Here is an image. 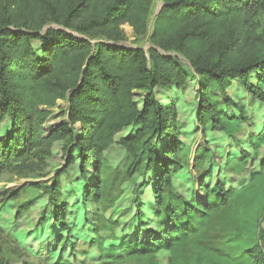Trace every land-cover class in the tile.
<instances>
[{"label":"trees","instance_id":"obj_1","mask_svg":"<svg viewBox=\"0 0 264 264\" xmlns=\"http://www.w3.org/2000/svg\"><path fill=\"white\" fill-rule=\"evenodd\" d=\"M161 2L151 24L155 0H0V129L8 123L0 137V182L6 174L39 177L52 158V148L61 146L65 166L51 185H33L49 196L38 226L52 208V228L65 230L56 238L59 251L52 264L77 262L65 257L66 250L74 255L76 246L69 221L74 207L58 199L62 173L78 162L85 222L92 206L102 213L114 209L124 193L114 177L119 168L107 160L115 144L129 157L121 174L126 181L142 178L134 195L139 197L142 187L149 189L153 213L139 197L134 218L122 227L113 216L97 219L96 233L105 228L109 233L95 243L96 260L159 264L161 250L174 256L188 253L194 259L199 250L208 258L223 254L242 226L241 239L253 227L254 243L233 263L264 264V159L262 170L240 190H227L218 182L210 194L201 184L206 203L182 195L174 187V177L188 164L189 150L179 143L175 108L161 105L154 93L157 88L187 87L193 71L198 79L196 121L202 129L231 136V124L248 123L244 105L232 101L227 90L231 79H237L264 103V0ZM48 24L61 29H46ZM150 24V42L156 48L147 52L105 43L125 40L123 25H129L136 38L145 37ZM34 42L41 45L40 52ZM167 53L183 57L191 69ZM136 93L143 94L142 108L134 101ZM60 101L68 104V122L47 132L45 125ZM226 108L236 110L237 118L229 117ZM126 130L132 133L116 141ZM163 138L166 142L157 150ZM245 162L228 158L226 165L234 169ZM20 192L10 198L18 199ZM32 204L19 205L15 217L23 216ZM0 264H10L1 249Z\"/></svg>","mask_w":264,"mask_h":264},{"label":"rangeland","instance_id":"obj_2","mask_svg":"<svg viewBox=\"0 0 264 264\" xmlns=\"http://www.w3.org/2000/svg\"><path fill=\"white\" fill-rule=\"evenodd\" d=\"M161 7V0H155L151 24ZM151 24L148 34L139 39L134 36L133 29L129 25H123L122 30L126 37L125 40L119 42L105 41V43L120 47L140 48L147 52L152 48H156L150 42ZM48 28L61 29L54 24H48L46 29ZM69 33L77 38L88 40V38L71 31ZM101 41L103 40H91L93 44ZM33 45L37 52L41 51V45L38 42H34ZM167 54L178 57L184 65L191 69L190 64L183 57L175 53ZM197 81V77L191 71L187 87L173 88L167 91L157 88L154 93L161 105L175 108L178 127L181 128L179 143L181 147L189 150L188 164L182 165L178 170L174 177V187L182 195L186 197L193 195L201 202L206 203L208 198L204 189L200 186L201 184L210 194L214 193L218 182L227 190H240L250 183L254 174L262 170L261 162L264 159V103L248 94L239 80L231 79V86L227 90V94L232 101L244 105L249 122L245 124L234 122L231 124L229 126V130L232 132L231 136L210 127L205 131L196 121L199 102ZM253 83L255 84L254 80ZM213 90L219 95L217 88L214 87ZM134 101L142 108L143 94L136 93ZM67 107V102L60 101L58 103L57 108L53 110V115L45 125L47 132L64 122H68L65 114ZM225 111L229 117L237 118L236 110L226 108ZM7 129L8 123H4L0 129V137L5 135ZM131 133V130L124 131L117 136L116 141L129 136ZM165 142V138L158 141L156 144L157 150ZM63 156L61 146L56 144L52 148V158L48 160L45 171L38 174L39 177L31 175L19 178L6 174L1 179L0 249L3 250V254L10 264H52L58 255L59 246L56 244V238L59 235H64L65 230L52 228V208L47 210L42 225L38 226L43 210L49 207V196L43 188L33 187V185L37 183L38 185H51L55 173L65 166ZM128 158L127 152L118 144H115L107 152V160L110 165L116 169L119 168L114 177L116 181L123 184L124 193L116 202L115 208L110 211L102 213L94 206L90 207L88 210L90 214L86 216V222L83 220L84 210L80 205L78 195L82 187L79 182L78 162L74 167L67 169V172L62 173L60 177L62 193L58 199L60 203L65 202L68 206L74 207L69 221L74 228L73 242L76 249L74 255L66 250L65 257L71 260L73 257L76 258V264H105L95 259L97 256L95 243L99 237H106L109 232L108 228H105L100 231V234L96 233L97 228L94 225L97 219L103 216L106 219L113 216L114 221L120 222V227H122L124 223L130 222L134 218L135 201L139 197V202L144 204L148 213H153L152 208L148 206L152 202L148 192L149 189L142 187L139 189L140 196L134 195V190L141 183L142 178L136 175L132 180L126 181L121 174L123 168L128 164ZM228 158L236 162L245 159L246 162L241 166L238 165L239 167L235 165L232 169L226 165ZM18 191H21L18 199L12 200L10 197ZM26 201H32L33 204L23 216L17 219L15 217L17 208ZM259 208V206L256 207V212H259ZM261 228L264 229V217ZM242 232L243 228L241 226L236 233V240L225 247L223 254L217 252L207 258L205 253L198 250V258L194 259V256L188 253L174 256L168 250H161L156 258L159 264H206V262L210 264H234L233 259L244 248L254 243L252 240L254 238L253 227H249L241 239Z\"/></svg>","mask_w":264,"mask_h":264}]
</instances>
